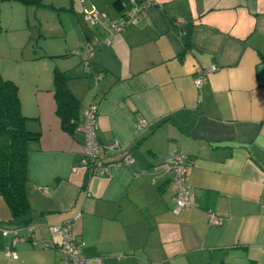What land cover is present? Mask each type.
<instances>
[{"label": "crops", "instance_id": "1", "mask_svg": "<svg viewBox=\"0 0 264 264\" xmlns=\"http://www.w3.org/2000/svg\"><path fill=\"white\" fill-rule=\"evenodd\" d=\"M133 1L140 0L27 6L36 8L37 21L47 8L64 12L67 39L58 52L56 45L40 56L22 52V61L14 55L23 44L9 50L3 40L18 18L4 17L7 1L0 4V75L18 86L21 113L32 119L27 128L39 133L27 152L29 223L7 224L0 197V264H60V235L51 228L68 221L81 254L100 264H264V85L257 73L264 64V0H150L133 22L113 30ZM92 9L101 13L94 25L84 18ZM51 26L40 24L39 36L52 38ZM212 65L217 70L197 86L196 69ZM56 72L79 103L66 127L56 114ZM91 104L98 106L106 166L94 175L80 167L81 116ZM113 142L119 151H110ZM177 152L191 161L190 208L175 214L162 165ZM124 154L129 164L119 163ZM209 213L221 222L211 225ZM13 227L16 260L5 257L12 240L1 234Z\"/></svg>", "mask_w": 264, "mask_h": 264}, {"label": "built area", "instance_id": "2", "mask_svg": "<svg viewBox=\"0 0 264 264\" xmlns=\"http://www.w3.org/2000/svg\"><path fill=\"white\" fill-rule=\"evenodd\" d=\"M152 5L150 0L133 1L129 10L125 13V17L121 22L112 23L111 28L115 31L123 29L128 23L133 22L134 18L138 14H142L148 7ZM101 17V13L96 10L84 11V18L87 23L94 25L97 19ZM95 44L109 45L111 41L109 39L100 41L96 39ZM94 47L88 46L86 48L87 59L93 57ZM217 67L212 65L210 67H198L195 72V84L200 86L205 77L214 71ZM98 115V106L91 104L84 108L81 116V127L84 132V146L82 149V155L80 159V167L86 170L89 175L103 174L106 170L103 162L100 159L101 145L97 139L96 119ZM143 124L139 125L142 126ZM110 151L117 152L120 150L118 143L113 142L109 145ZM129 155L124 154L120 160V164H129ZM191 161L188 157L182 153L171 154L169 160L162 165L164 171L170 174L172 186L174 188V201L175 207L173 212L178 214L182 209H189V196L190 186L187 182V170ZM210 224H219L221 218L213 213H209ZM25 229L30 234L32 228L26 226ZM53 233L60 235V242L57 250L61 256L60 264H100L98 259L92 260L81 254L80 248L83 246L81 241H78L73 233V226L71 222H65L60 226H54L51 228ZM1 234L3 237H11V245L4 248L5 257L16 260L18 255L14 250L17 236L19 235V228H7L2 229Z\"/></svg>", "mask_w": 264, "mask_h": 264}, {"label": "trees", "instance_id": "3", "mask_svg": "<svg viewBox=\"0 0 264 264\" xmlns=\"http://www.w3.org/2000/svg\"><path fill=\"white\" fill-rule=\"evenodd\" d=\"M24 6H43L41 0H0ZM56 114L66 127L75 116L78 101L70 94L66 79L56 72L53 80ZM32 120L23 116L18 86L0 75V197L9 213V225L29 223L32 209L29 204L31 185L27 179L28 144L39 139V133L27 128Z\"/></svg>", "mask_w": 264, "mask_h": 264}, {"label": "rangeland", "instance_id": "4", "mask_svg": "<svg viewBox=\"0 0 264 264\" xmlns=\"http://www.w3.org/2000/svg\"><path fill=\"white\" fill-rule=\"evenodd\" d=\"M47 0H44V2ZM2 2H0L1 4ZM5 3V2H3ZM5 5H8L7 9H4L2 14L4 17L11 15L13 12L18 18V22L14 24L11 29L7 30V34L3 37V40L7 42V44H10L9 50L11 49L12 43L17 46L22 43L23 47L17 49L16 54L14 55V60L16 61H22L20 60L22 56H20V53L24 52L25 55H33L37 56L36 54L34 55L33 52H37V54L40 56L43 54V50H45V47H50V45H56L55 49L58 52V50H61V47L64 44V40L67 39V16L64 14V12H60L58 10H53L47 8V15L46 18L42 19L41 21H37L35 19V14L34 12H31L32 9L36 8H30V10L27 8V6H23L19 3L16 2H6ZM11 7H17V8H11ZM42 9V8H41ZM8 19V18H7ZM51 24V29L53 30L52 33V38L50 37H43L44 35H40V32H38L40 29V24L45 25V24ZM63 27L64 29L59 31V27ZM5 38V39H4ZM57 58H54V64L58 68L61 69V67L64 65L63 62H60V60H56ZM11 65L16 64L19 65V63H12L13 61H9ZM31 61L26 62V65H24V72L26 75H30L32 73L31 70ZM53 65V63H52ZM54 66V65H53ZM29 71V72H28ZM41 73V71H40ZM25 75V76H26ZM24 91V89H23Z\"/></svg>", "mask_w": 264, "mask_h": 264}, {"label": "water", "instance_id": "5", "mask_svg": "<svg viewBox=\"0 0 264 264\" xmlns=\"http://www.w3.org/2000/svg\"><path fill=\"white\" fill-rule=\"evenodd\" d=\"M259 85H264V64L257 67Z\"/></svg>", "mask_w": 264, "mask_h": 264}]
</instances>
